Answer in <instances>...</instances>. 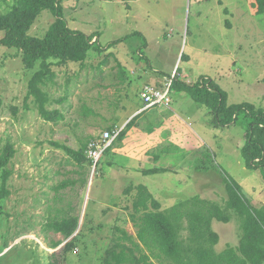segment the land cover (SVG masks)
<instances>
[{
    "label": "rangeland",
    "instance_id": "obj_1",
    "mask_svg": "<svg viewBox=\"0 0 264 264\" xmlns=\"http://www.w3.org/2000/svg\"><path fill=\"white\" fill-rule=\"evenodd\" d=\"M13 3L0 0V14ZM56 4L67 26L83 32L99 49L88 52L83 66L76 62L53 66L55 83L45 89L47 107L59 113L55 121H47L33 96H27L28 81L39 64L25 68L20 51L0 45V150L8 145L15 150L7 165L11 170L7 193L0 197V264H48L50 253L68 241L66 264H101L108 247L117 241L129 244L119 240L121 231L136 240L131 221L136 190L127 194L125 189L146 180L127 178L121 168L128 164L139 171L132 159L144 154L145 167L168 169L155 174L150 185L162 208L193 195L224 207L222 173L240 185L251 204L264 205V166L249 168L240 154L245 120L215 127L206 106L181 88L172 89L173 80L209 89L216 85L228 104L249 102L264 108V13L253 15L247 0ZM56 17L43 10L28 34L42 37ZM116 39L121 40L110 44ZM170 80L169 103L143 112L138 125L143 130L180 126L188 139L176 133L173 140L186 141V151L167 147L149 154V142L134 132L126 134L124 139L131 137L124 145L116 140L93 167L87 160L78 164L63 148L86 157L88 141L100 139L104 130L116 132L139 112L144 84L164 86ZM120 147L126 148L129 158L117 152ZM208 150L212 159L207 160ZM199 159L204 160L203 169ZM1 182L0 178V189ZM62 182L67 184L59 188ZM227 211L230 221L211 223L219 235L216 252L237 244L241 235L238 218ZM65 217L78 219L68 238L49 226ZM57 242L60 245L53 248Z\"/></svg>",
    "mask_w": 264,
    "mask_h": 264
},
{
    "label": "trees",
    "instance_id": "obj_2",
    "mask_svg": "<svg viewBox=\"0 0 264 264\" xmlns=\"http://www.w3.org/2000/svg\"><path fill=\"white\" fill-rule=\"evenodd\" d=\"M247 1L253 15L264 13V0ZM56 3L57 0H14L8 11L0 14L2 34L0 45L20 51L25 68H33L37 63L39 64V68L28 81L27 96H33L39 114L47 121H55L56 114L59 113L47 107L50 98L45 89L49 84L55 83L56 74L53 66H61L68 62H76L83 66L88 52L94 48L99 49L94 45L95 42L90 43V38L83 32L67 26ZM43 10L56 15V19L42 37L29 35L28 30ZM120 40L116 39L110 44ZM180 88L195 102L208 108L215 127L244 119L245 143L240 151L241 157L249 168L264 166V108H255L249 102L228 104L226 94L216 85L213 89H209L199 83L187 85L173 80L172 89ZM143 112L131 117L124 127L119 129L110 147L116 140L122 142L131 128L143 130L138 125V118ZM63 148L78 164H82L85 160L91 163L81 151L66 146ZM14 152L11 145L0 150L2 180L0 197L7 193L5 183L11 174L7 165ZM205 154L207 160L212 159L209 150ZM199 161V166L201 165L203 169L204 160L199 159ZM212 165L216 167L215 164ZM209 168L211 165L205 169ZM166 171H168L166 167L157 165L141 169L145 175ZM222 183L226 193L224 207L199 195H193L175 202L170 207L162 208L158 199L144 184L126 187L127 194L133 189L136 190L131 218L136 228V240L126 231H121L122 236L119 240L126 239L129 244L115 242L105 250L101 264H264V205L251 204L244 196L240 185L226 177L224 173H222ZM66 184L62 182L58 187L62 188ZM227 209L232 210L238 218L241 235L236 246H227L222 251L216 252L214 246L219 240V235L212 229L211 223L214 219L221 222L230 221L231 215ZM77 224L76 217H65L49 223V226L68 238ZM70 242L62 245L59 251L50 253L48 264H66ZM58 245L60 242H57L53 248Z\"/></svg>",
    "mask_w": 264,
    "mask_h": 264
},
{
    "label": "crops",
    "instance_id": "obj_3",
    "mask_svg": "<svg viewBox=\"0 0 264 264\" xmlns=\"http://www.w3.org/2000/svg\"><path fill=\"white\" fill-rule=\"evenodd\" d=\"M152 84H154V83H152ZM157 86H161V85H157ZM145 111H147V110H144V112ZM140 112H142V111H139L136 114H138ZM175 114H176V112H175ZM179 115H181V113H179ZM173 116H174V114L172 116H168L167 119L169 120V119L173 118ZM168 120H167V122H168ZM122 127H123V125L120 127V129H122ZM183 127H184V125H183ZM180 128H181L180 126H176L175 124H169V126H167L165 124V125L160 126V127H157V128L156 127L155 128H150L151 130H146V129L145 130H140L139 128L133 127V128H131L127 132V135H129V134L131 135L132 133L136 132L139 136H141L142 138L146 139L149 142L148 143V146H149L150 149L147 150L149 152V154H150L151 150H153V149L166 150L167 147H169V149H171V150H172V148H176L179 152H182L186 148V141L182 143V142H177V141H174L173 140V138L176 136L175 135L176 133H178V134L180 133V135L182 137H184L183 139H186V140L188 139L187 136H186V134L184 132H183L184 135L181 133ZM170 133L172 135H170ZM189 136H190V134H189ZM130 137H127L126 139L123 140V145L126 143V141H129ZM164 143H167V145L164 144ZM124 150H126L125 147H120V148L117 149V152L118 153L121 152L123 156H127V158H129L128 157V153H126ZM147 151H146V154H147ZM144 156H145V154L143 155V157H140L139 156L138 157L139 159H132V160H135V162L137 164H139V165H137V164L135 165L136 168H138V167L140 168L139 171L132 170L131 168L128 167V164H127V165H125V167L121 168L122 169L121 172H122V174L126 175L127 178H128V176L134 175L136 179H138V177H139L141 180H146L145 182H138V180H137V184L136 185H138V184H144L145 186H147L148 190L154 196L155 193L152 191V188H151L150 185H151V183H153L155 181V179L157 177H156L155 174L154 175L153 174H147V175H145V174H143L141 172V169L149 168V166L148 167H145L144 164H143V162H144ZM155 156L156 155H154L153 157L155 159H157V157H155ZM125 161H127V160L125 159ZM183 161H186V156L183 159ZM183 165H184V163H183ZM150 167H153V165L150 166ZM156 174H159V173H156ZM175 200H177V199H175ZM175 200H173V201H175ZM237 244H235V245H229V246H236ZM226 247H224L223 249H225Z\"/></svg>",
    "mask_w": 264,
    "mask_h": 264
},
{
    "label": "built area",
    "instance_id": "obj_4",
    "mask_svg": "<svg viewBox=\"0 0 264 264\" xmlns=\"http://www.w3.org/2000/svg\"><path fill=\"white\" fill-rule=\"evenodd\" d=\"M171 80L164 86H157L152 83H146L140 90V98L142 106L139 111L148 110L156 106H162L170 101ZM116 132L104 130L100 139H92L86 149V155L91 160L92 166L96 165V162L101 157L103 151L110 147L113 140L118 134Z\"/></svg>",
    "mask_w": 264,
    "mask_h": 264
},
{
    "label": "water",
    "instance_id": "obj_5",
    "mask_svg": "<svg viewBox=\"0 0 264 264\" xmlns=\"http://www.w3.org/2000/svg\"><path fill=\"white\" fill-rule=\"evenodd\" d=\"M61 246V245H60ZM60 246H59V248H60Z\"/></svg>",
    "mask_w": 264,
    "mask_h": 264
}]
</instances>
